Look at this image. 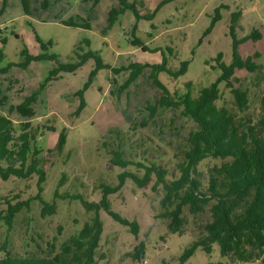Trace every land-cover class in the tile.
I'll return each mask as SVG.
<instances>
[{
	"label": "rangeland",
	"instance_id": "obj_1",
	"mask_svg": "<svg viewBox=\"0 0 264 264\" xmlns=\"http://www.w3.org/2000/svg\"><path fill=\"white\" fill-rule=\"evenodd\" d=\"M127 1L137 2L140 19L136 20L132 11L125 10L109 27L108 13L111 8L119 6L117 0H99L96 4L92 0H49L47 9L40 8L42 0H30L29 16L22 13L20 0H7L4 9L0 0V37L6 40L4 46L0 42L5 55L0 67L23 63V49L31 55L42 53L36 37L43 43L51 42L47 54L57 55L62 63L71 62L75 47L81 45L82 52H97L105 65L83 92L85 106L78 114L81 99L75 94L82 90L94 69L93 60L73 74H61L40 90L36 102L31 104L35 111L31 125L40 127L44 133L40 141L45 149L52 151L45 156L47 178L42 198L51 203L55 190L68 198L55 199L56 213L53 216L42 219L41 206L38 201H33L29 210H23L17 216L8 233L0 224V244L7 239L12 255L37 253L34 243L45 248V242H51L53 237L58 246L77 234L94 216L93 212L84 209L81 200L98 203L101 200L99 186H115L124 171L139 177L143 175L144 171L135 166L121 169L111 164V151L117 149L119 141L124 159L133 163L145 160L144 163L149 161L165 167L169 172L168 181L178 176L174 155L178 146L196 129L191 120L176 111L160 110L155 125L142 130L138 128L136 134L130 136L131 122L144 118L143 109L147 103L154 104L162 95L151 79L153 66H164L171 73L185 68V72L176 78L167 71L156 73L170 99L174 100L176 95L187 93L196 98L201 89L217 82L221 71L217 68L216 58L221 55L223 64L231 63L233 36L241 40L256 30L259 38L240 44L238 53L245 58L258 52L260 59L257 62L264 63V0ZM75 16L87 19L89 29L63 24ZM135 40L146 51L134 46L132 42ZM83 41H87L88 46ZM56 66L52 61L30 62L25 68L13 66L7 74H0V113L19 124L21 119L16 113H9V106L21 103L39 91L48 72ZM136 66L143 67L140 74L121 89ZM120 69L124 70L114 72ZM248 76L245 70L235 72L239 79ZM219 89L225 101L219 105L231 108L233 96L223 84ZM260 94V89L249 87V109L245 115H256ZM46 127H52L54 131L48 132ZM62 132L66 142L62 150L57 151L55 147ZM104 139L108 143L106 149L102 146ZM220 163V160L201 163L198 166L201 178L205 180L208 168ZM36 180V177L0 179V198L11 199L19 195V200H26L34 197ZM155 181L152 176L146 187L138 188L131 180H126L118 193L108 197L111 209L129 221H135L139 233L133 236L126 227L100 211L98 216L103 230L97 264H178L191 237L197 232V226L187 215L185 235L169 232L167 221L159 217L163 192L161 186L152 190ZM78 195L81 199H72ZM140 242L145 245V253L142 260L136 261L132 254ZM2 256L0 252V258ZM183 264L249 263L232 262L222 256L218 245L214 244L211 254L198 248Z\"/></svg>",
	"mask_w": 264,
	"mask_h": 264
},
{
	"label": "trees",
	"instance_id": "obj_2",
	"mask_svg": "<svg viewBox=\"0 0 264 264\" xmlns=\"http://www.w3.org/2000/svg\"><path fill=\"white\" fill-rule=\"evenodd\" d=\"M86 1V0H84ZM96 4L99 0H92ZM118 7H113L108 13V25L117 22L125 10L133 12L136 20L140 19L136 9L137 2L129 3L127 0H117ZM22 13L31 15L30 0H20ZM7 0H2V9ZM143 6V2L139 1ZM49 7V0H42L41 9ZM63 24L72 28L89 29V22L79 16L64 21ZM18 38L17 35H15ZM255 36V37H253ZM259 34L253 30L251 34L241 40L233 36L231 63L225 65L221 62V55L216 58L217 68L221 75L216 83L199 91L196 98L190 93L170 99L167 89L157 79V74L167 71L164 66H153L151 79L153 84L162 92L161 97L154 104L147 103L144 107L145 117L139 122H131L130 136L136 134L137 129L148 128L155 125L157 113L160 110H171L191 120L196 129L189 133L186 141L180 144L174 159L178 176L167 180L168 170L156 165L154 162H137L124 159L121 143L117 149L111 151L113 157L111 164L115 167L126 169L135 166L144 171L138 175L124 171L118 177L115 186H99L101 200L98 203L81 200V204L87 212H93L90 221L85 222L81 230L67 240L55 245V238L46 241L42 248L34 243L37 253H25L24 255H12L8 250V240L0 244V264H97V253L102 237V223L98 213L104 211L113 221L126 227L133 236L139 233V226L135 221H129L111 209L108 197L118 193L126 180H131L138 188L146 187L155 176L156 181L152 190L162 187L160 206L161 219L167 221L170 233L185 235L187 232V215L193 219L197 226V232L191 237V241L184 249L178 264L185 263L196 251L201 248L206 254H211L212 247L217 244L220 254L229 258L232 262H246L249 264H264V63H258L260 54L254 52L245 58L238 53V46L249 39L257 40ZM1 45L6 43L5 38L0 37ZM42 53L31 55L27 49H23L21 57L24 62L19 65L11 63L0 67V74L5 75L13 66L25 68L30 62L52 61L56 67L48 72L40 86L39 91L26 97L21 103L9 106V113H16L21 122H15L8 116L0 113V179L2 181L14 177L19 180H28L36 177L37 193L34 197L19 200V195L11 199L4 196L0 198V224L7 228V233L12 229L17 216L23 210L30 209V203L38 201L40 204V217L42 219L53 216L56 213L55 199L64 200L68 197L54 191V199L51 203L42 198L44 183L47 178L45 170L46 154L52 153L45 149L40 141L43 132L39 128H33L32 119L35 111L31 104L36 102L40 90L52 81H56L61 74L75 73L86 62L93 60L95 67L82 90L75 95L81 99L76 112L84 108L83 92L95 78L98 70L105 67L99 54L90 50L82 52L81 45L74 49V56L69 63H62L57 55L47 54L51 42L43 43L36 37ZM83 44L88 46L87 41ZM134 46L146 51V48L138 41L132 42ZM3 48V47H2ZM0 49V63L4 61L3 49ZM142 66H136L128 80L121 87L124 88L133 82L140 74ZM121 70H114L115 73ZM237 70H245L249 76L239 79L235 77ZM169 72V71H167ZM185 68L177 73L169 72L174 78L182 75ZM223 84L225 90L233 96L231 108L220 106L224 103V94L219 89ZM245 86L244 88H242ZM249 87L260 89L259 108L256 115H245L249 109ZM48 132L54 131L52 127H46ZM128 134V133H127ZM142 140V139H141ZM146 140L152 141L150 137ZM64 132L59 137L55 150L61 151L65 145ZM108 143L102 142L104 149ZM141 145V143L139 144ZM44 148V149H43ZM206 160H220L219 166L214 165L207 170L205 180L201 178L198 166ZM73 200L81 199L72 196ZM60 229V228H59ZM32 242H34L32 240ZM145 245L140 242L132 254L136 261L143 259Z\"/></svg>",
	"mask_w": 264,
	"mask_h": 264
}]
</instances>
